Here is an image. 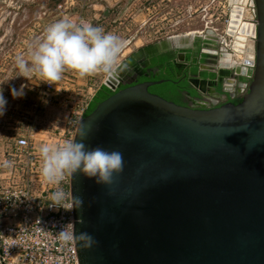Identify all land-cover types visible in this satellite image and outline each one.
Instances as JSON below:
<instances>
[{"label": "water", "instance_id": "obj_1", "mask_svg": "<svg viewBox=\"0 0 264 264\" xmlns=\"http://www.w3.org/2000/svg\"><path fill=\"white\" fill-rule=\"evenodd\" d=\"M250 5L256 39L209 84L226 92L249 70L238 103L180 105L148 91L163 79L121 88L107 76L114 93L81 118L73 142L120 152L124 168L111 184L70 173L78 264H264V0ZM187 82L201 98L207 81Z\"/></svg>", "mask_w": 264, "mask_h": 264}, {"label": "built area", "instance_id": "obj_2", "mask_svg": "<svg viewBox=\"0 0 264 264\" xmlns=\"http://www.w3.org/2000/svg\"><path fill=\"white\" fill-rule=\"evenodd\" d=\"M250 4L251 0H208L194 9L209 14V18L202 30L193 32L216 37L218 48L230 53L234 63L241 64L247 42L256 39V16ZM234 22L240 24L236 30ZM245 22L253 25V32L240 38L239 29ZM37 87L38 99L28 115H22L8 128L10 145L1 155L0 264H78L72 234L70 173L65 172L59 182L46 181L41 175L43 159L39 149L73 142L89 103L73 104L56 98L55 91L62 86L42 82ZM47 96L64 107L62 125L43 121L42 102ZM57 193L58 201L54 199ZM64 233L71 238L63 239Z\"/></svg>", "mask_w": 264, "mask_h": 264}, {"label": "rangeland", "instance_id": "obj_3", "mask_svg": "<svg viewBox=\"0 0 264 264\" xmlns=\"http://www.w3.org/2000/svg\"><path fill=\"white\" fill-rule=\"evenodd\" d=\"M207 3L208 0H0V91L7 100L5 113L0 116L1 155L10 145L8 128L22 115H28L31 105L38 99L36 86L42 82L36 76L28 79L20 75L17 60L23 59L30 65V46L43 38L50 24L67 18L77 24L100 26L118 36L123 47L114 69L132 52L171 36L187 33L190 40L179 42L173 37L163 44L169 42L181 46L194 40L204 42L209 36L193 31L203 29L209 14L201 10L194 12V9ZM190 6H193L192 10ZM243 36L244 33L239 35L240 38ZM221 52L218 48L219 57ZM109 73L101 71L81 77L66 70L55 84L62 86L61 90L55 91V96L73 104L89 103ZM22 85L24 95L13 96L12 89L19 90ZM42 110L43 121L57 126L63 124L66 112L54 97L47 96L43 100Z\"/></svg>", "mask_w": 264, "mask_h": 264}, {"label": "clouds", "instance_id": "obj_4", "mask_svg": "<svg viewBox=\"0 0 264 264\" xmlns=\"http://www.w3.org/2000/svg\"><path fill=\"white\" fill-rule=\"evenodd\" d=\"M123 42L115 34L106 32L100 26L81 22L77 24L67 18L50 24L34 46H30V65L23 59L17 60L20 75L31 79L36 76L49 84L59 82L66 70H72L79 76L97 72L109 73L116 64ZM21 89H12L13 96H23ZM7 100L0 91V116L6 110ZM81 136L85 134L82 132ZM43 159L41 175L48 182H59L65 172H76L88 178H94L98 184H111L113 175L123 171L124 161L118 151H109L102 147L87 148L81 142H65L55 146H42ZM6 166L8 162H5ZM60 194L54 199L57 201ZM68 240L70 234H62ZM84 246L93 243L92 237L82 232L79 236Z\"/></svg>", "mask_w": 264, "mask_h": 264}, {"label": "flooded vegetation", "instance_id": "obj_5", "mask_svg": "<svg viewBox=\"0 0 264 264\" xmlns=\"http://www.w3.org/2000/svg\"><path fill=\"white\" fill-rule=\"evenodd\" d=\"M166 40L165 38L161 41L153 42L152 44L132 52L128 56L130 62H127L124 69L119 73V83L122 84L121 88L145 81L163 79V83L150 86L148 91L180 105H190L193 107L204 105L206 107H211L226 102L237 103V101L241 99L250 81L251 74L249 70L245 75L239 73L230 77L233 80L231 83H225L226 78L224 77L226 76L222 78L225 87L230 91L229 95L224 100L212 104V102L206 98L207 93H215L218 89L222 90L221 85H217L216 87L214 85H209L210 83H215L218 79V75L212 72L215 67L219 69L221 63L217 65L218 60L221 59L224 65L232 64L233 62L232 57L230 58L231 54L229 53L227 56L226 51L221 50V57L217 54V56L215 55L217 52L215 48L216 41L199 43L194 40L190 44L186 43L179 46L181 48H186L189 45L188 47L191 50V52H189L182 49L175 50L173 47H169L172 46L169 42L163 44ZM201 54H205L208 60L213 59V65L204 67V70L199 71L201 64L198 62V57ZM194 67L197 68L196 72L194 71ZM191 77H197L207 81L205 91L203 93L199 92L201 93V98H198L196 92L188 85L187 79Z\"/></svg>", "mask_w": 264, "mask_h": 264}, {"label": "crops", "instance_id": "obj_6", "mask_svg": "<svg viewBox=\"0 0 264 264\" xmlns=\"http://www.w3.org/2000/svg\"><path fill=\"white\" fill-rule=\"evenodd\" d=\"M187 34V33H186ZM184 35V34H183ZM174 36H171V37H169V38H166L167 40L168 39H172ZM205 37V36H204ZM204 42H206V43H210V42H212V40H210L208 37H205L204 38ZM191 42H187V44H190ZM186 44V43H185ZM189 46V45H188ZM186 47V48H181V47H179V46H177V45H172V46H170V47H173L175 50H187V51H189V52H191V50H190V48L189 47ZM214 52V51H213ZM212 52V53H213ZM198 62L201 64V65H203L204 67H207V66H209V65H213L212 64V62H213V59H211V60H208V57L205 55V54H201L199 57H198ZM219 63H221L222 64V60L221 59H219L218 60V62H217V65H219ZM229 80H232V79H229ZM43 82V81H42ZM41 82V83H42ZM40 83V84H41ZM37 87V86H36ZM37 89H38V87H37ZM217 90V89H216ZM232 92V91H231ZM229 93H230V91L229 90H226V92H224V91H222V90H217V92H210V93H207V95H206V98H208L211 102H212V104H216V103H218V102H220V101H222V100H224L228 95H229ZM42 112H43V110L41 109V116H42ZM0 160H1V152H0Z\"/></svg>", "mask_w": 264, "mask_h": 264}, {"label": "bare ground", "instance_id": "obj_7", "mask_svg": "<svg viewBox=\"0 0 264 264\" xmlns=\"http://www.w3.org/2000/svg\"><path fill=\"white\" fill-rule=\"evenodd\" d=\"M233 27H234V30L238 29L240 27V24L238 22H234L233 23ZM253 32V25L250 24L249 22H245L241 25V28L239 29V33H244V35H249ZM190 34V33H189ZM187 34H185L184 36H175L173 39H175L176 41H179V42H184V41H188L190 40V38H187ZM138 55V54H137ZM226 55L228 56L229 53L227 52ZM140 56V55H139ZM225 60V59H224ZM127 62H130V58H126L124 62H120L117 66H119V69L118 71H114L115 68L113 70L110 71V73L108 74V76H112L113 77V81L114 82H118L119 83V73L122 69H124L125 65ZM134 63V62H133ZM108 78V77H107ZM110 81V80H109ZM111 83H113L111 81Z\"/></svg>", "mask_w": 264, "mask_h": 264}, {"label": "trees", "instance_id": "obj_8", "mask_svg": "<svg viewBox=\"0 0 264 264\" xmlns=\"http://www.w3.org/2000/svg\"><path fill=\"white\" fill-rule=\"evenodd\" d=\"M194 71H197V68L194 67ZM205 74V73H204ZM114 91H111L108 87H106L105 85H101L99 87V89L96 91L95 95L93 96L92 100L89 102L88 108L85 112L84 115H87L88 113H90L95 106L100 103L101 101H103L104 99H106L107 97H109L111 94H113ZM240 100L237 101V103Z\"/></svg>", "mask_w": 264, "mask_h": 264}]
</instances>
